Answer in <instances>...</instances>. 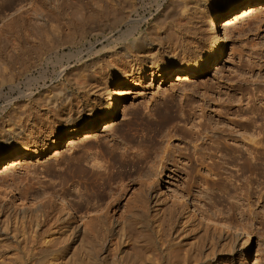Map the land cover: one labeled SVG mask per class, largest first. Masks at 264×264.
I'll return each mask as SVG.
<instances>
[{"label": "rangeland", "instance_id": "rangeland-1", "mask_svg": "<svg viewBox=\"0 0 264 264\" xmlns=\"http://www.w3.org/2000/svg\"><path fill=\"white\" fill-rule=\"evenodd\" d=\"M17 1L13 32L0 34V154L31 155L0 170V264H146L161 250L166 261L179 239L203 235L183 221L207 220L165 186L240 225L264 264V6L231 24L207 74L165 80L156 65H196L215 13L246 0H34L32 13ZM140 16L137 30L127 23ZM124 81L115 122L70 136L74 120L107 105L102 88ZM68 96L81 101L71 116ZM201 123L216 127L211 138L191 137ZM81 157L89 162L68 166ZM95 161L110 175L93 189L86 168ZM150 186L167 213L145 203ZM48 195L85 212L69 221L77 232ZM209 230L229 237L216 246L217 264H240L242 240Z\"/></svg>", "mask_w": 264, "mask_h": 264}, {"label": "bare ground", "instance_id": "bare-ground-1", "mask_svg": "<svg viewBox=\"0 0 264 264\" xmlns=\"http://www.w3.org/2000/svg\"><path fill=\"white\" fill-rule=\"evenodd\" d=\"M21 2L18 3L17 0H8L7 2L0 0V22H4V19H8L3 23V25L0 27V34H9L13 32V29L11 28L12 25H14L18 17H20V7L23 5ZM35 1L34 0H26V3L24 6L28 7V13L33 12V6ZM20 4V5H19ZM264 6V0H246L241 3V6H238L234 9L230 10V7H226L224 9H220V11H217L214 15V21H213V32H212V41L205 51H203L201 58L196 62V65H192L191 67H182L177 66L174 69H171L168 65L162 66V65H156L154 67V72H166L164 73L165 80L170 79H176V77L185 79L184 76H186V79L191 78L196 75H203L207 74L213 64L215 63L218 58H220L224 52V45H225V39L228 37L227 29L231 26L232 23H234L235 20L243 19L244 16H247L251 12H253L257 7ZM136 14V13H135ZM139 16V14H136ZM10 16V17H9ZM145 21V17H132L128 20V24L133 25L136 29L138 26H140L141 22ZM140 25H139V24ZM131 28V27H130ZM137 30V29H136ZM62 71H65V67L62 69ZM129 82H121L119 85H115L116 87H109V85H106L102 90L104 91L101 93V95L105 94L108 96V102L107 105L101 109L100 111H97L95 113L90 114L87 118L83 119H76L74 120V127L69 135L73 136L74 134H77L79 132L84 133V136H95L98 129H100L101 125L103 124H112L115 122L119 115V109L120 105L124 100V95L117 94V88L118 89H125L129 87ZM97 91L96 93H98ZM69 97L68 102V109L67 112L70 114V116L74 113H77L78 109L81 107L80 100H77L76 98H72V96ZM65 106V103L62 104ZM202 128H198L197 130L193 131L192 136L196 140L200 138H203L204 136L210 137L208 134V130L214 131L216 127L211 126H205L203 127V124L201 123ZM210 128V129H209ZM219 130V129H218ZM220 131V130H219ZM213 136V135H212ZM59 136L58 138H60ZM211 138V137H210ZM73 140V138L71 139ZM255 144H257V140H253ZM72 144V143H70ZM194 146H198V144H195ZM31 153L23 150H16V151H3L0 154V170L5 167L9 168L10 166H14L18 162L19 159L25 158L27 156H30ZM87 160L86 158H76L72 159L69 158L67 160L68 166H73L74 164H83L84 161ZM89 162V160H87ZM88 169V170H87ZM5 170V169H4ZM1 172V171H0ZM86 172H88L89 178L87 180L89 181V184L92 186L93 189L98 187L101 183L102 185L105 183V177L106 174L110 175L108 172V169L102 168V166L98 165V162L95 161L92 166H88L86 168ZM102 180V181H101ZM163 187V186H162ZM168 187L171 192V194L176 198L184 207L188 210H190L192 213H199L201 216L206 218L207 222L203 221L201 218H199L198 222L185 220L183 221V224H188L191 229V231H195L199 228L204 230L203 235L201 236L205 237H197L198 239L195 241H184L186 238L179 239L176 243L177 247H175L174 254H170L168 256V259L165 261V252H162L161 250L159 253H155V255H149L148 260L146 264H217L218 262V254L221 250L218 252V248L216 247L217 244L223 240H227L229 237H223L222 233L220 234H213L212 231L209 230V227L214 226L215 229L218 228V226L221 227L222 230L225 231V233H234L236 234L242 241L240 245V251L242 250L240 264H260L259 261L255 258L254 249L251 244V239L246 234V232L242 229L240 225L235 223L232 219H225V218H219L218 216L214 215L213 213L208 212L205 210V208L197 205V204H191L188 202L187 197L178 189H174L170 186ZM151 189V190H150ZM50 199L53 201V203L58 206L60 213L62 214L59 218V221L61 224L65 226V221L69 225L70 229H73V231H76L79 229V224H72L70 223V219L72 216L74 218L76 217V220L83 219L85 216V212H83L82 209H79L77 207L72 206L71 203H69L66 199H63L62 197H59L58 195H48ZM120 196H115V199ZM24 200V197H23ZM145 203L151 205L153 203L152 207L158 211L160 214L161 212L167 213V206H165L164 200H162L158 195L154 188V186L148 187V190L145 195ZM118 204V203H117ZM169 214H173L171 211H169ZM78 216V218H77ZM162 216L155 217L154 223L156 224V231L158 234L159 240H164L162 236V230H163V223L164 220L161 219ZM206 224L205 226H201L202 223ZM50 241V240H49ZM106 240H102V244ZM235 241V238L234 240ZM224 247V246H223ZM244 247V248H243ZM224 250V249H223ZM100 264L107 263V260L104 257H98ZM132 261V260H131ZM109 262V261H108ZM126 262V263H124ZM111 264H132L129 260H122L116 261L115 259L113 262H109ZM134 264V263H133Z\"/></svg>", "mask_w": 264, "mask_h": 264}]
</instances>
